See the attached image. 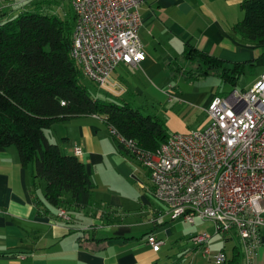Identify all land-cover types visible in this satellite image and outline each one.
<instances>
[{
	"label": "crops",
	"instance_id": "obj_1",
	"mask_svg": "<svg viewBox=\"0 0 264 264\" xmlns=\"http://www.w3.org/2000/svg\"><path fill=\"white\" fill-rule=\"evenodd\" d=\"M51 1L0 0V9L9 10L10 15L32 10L48 12L46 2ZM243 1L145 0L140 9V37L146 58L136 66L121 64V71L117 73L116 68L110 76L111 88L104 90L136 104L137 98L156 102L163 95L179 106L171 114L174 130H187L181 119L186 110L207 112L216 95L239 88L237 84L245 76L251 87L264 72V45L250 44L232 31L243 17ZM192 48L215 56L225 67L239 66L242 73L236 84L226 83L214 71L202 75L204 66L186 55ZM208 77H218L217 83ZM219 80L232 88L218 86ZM182 82L198 86L199 90L180 89ZM57 127L56 137L47 134L48 139L86 164L101 196H93L92 206L86 210L67 211L69 219L40 214L35 195H43L45 182L34 193L33 168L22 165L18 148L11 145L0 151V261L166 264V258L177 249L180 252L176 255L187 252L186 259L181 260L185 264L214 261L191 239L202 233L196 229L197 221L202 220L192 224L172 216L168 206L156 198L149 170L120 150L101 116L81 115L62 120ZM77 147L81 148L80 154L76 153ZM214 232L217 233L215 224ZM260 234L262 243L253 264H264V225ZM224 235L225 241L234 242L232 248L219 242L216 247L210 245L211 252L225 250L230 257L236 244L240 245L239 238L235 233ZM150 236L163 240L159 249L149 244ZM242 252L246 263L243 249Z\"/></svg>",
	"mask_w": 264,
	"mask_h": 264
},
{
	"label": "built area",
	"instance_id": "obj_2",
	"mask_svg": "<svg viewBox=\"0 0 264 264\" xmlns=\"http://www.w3.org/2000/svg\"><path fill=\"white\" fill-rule=\"evenodd\" d=\"M68 1L75 14L71 56L88 79L110 89L116 68L136 66L146 58L140 37L145 0ZM207 114L210 123L204 129L172 133L156 151L143 150L109 129L149 170L156 198L173 217L192 224L211 220L217 233H235L252 264L264 225V72L247 89L216 95ZM58 215L69 219L63 207ZM210 237L202 232L191 239L215 264H223L226 253L212 254ZM148 242L156 250L163 244L155 236Z\"/></svg>",
	"mask_w": 264,
	"mask_h": 264
},
{
	"label": "trees",
	"instance_id": "obj_3",
	"mask_svg": "<svg viewBox=\"0 0 264 264\" xmlns=\"http://www.w3.org/2000/svg\"><path fill=\"white\" fill-rule=\"evenodd\" d=\"M241 10L243 17L232 31L250 44L264 45V0H244ZM74 25V13L61 18L39 10L10 15L0 9V151L18 148L22 165L33 168L34 193L45 182L43 195L34 194L40 214L58 215L62 207L70 213L86 210L97 189L86 164L48 139L46 131L56 121L97 114L143 150L156 151L170 136L160 115L115 98L97 84L107 98L91 92L81 65L71 56ZM186 53L204 66L202 75L214 71L235 85L242 73L239 66L225 67L194 48ZM118 145L139 161L136 153ZM223 264H248L241 244L232 256L226 253Z\"/></svg>",
	"mask_w": 264,
	"mask_h": 264
},
{
	"label": "rangeland",
	"instance_id": "obj_4",
	"mask_svg": "<svg viewBox=\"0 0 264 264\" xmlns=\"http://www.w3.org/2000/svg\"><path fill=\"white\" fill-rule=\"evenodd\" d=\"M46 6H47V11L52 14V15H56L59 17H69L71 14L74 13L73 8L70 4V2L68 0L65 1H60V0H52L51 2H46ZM59 9V12H58ZM121 71V67H118L116 72L119 73ZM209 81L211 82H216L217 83V78L218 77H208ZM216 79V80H215ZM86 84L88 86V88L91 90V92L95 95L98 94L102 97L107 98V96L105 95V93H103L100 90H97V85L94 81H91L90 79L86 78ZM186 82V81H184ZM184 84V85H183ZM222 83L219 80L218 82V86H220ZM181 85V86H180ZM179 86L180 89H186V90H199L198 86L195 85H191V84H185V83H181ZM211 85V84H210ZM208 86V85H203V87ZM237 86L239 88H248L249 82L247 81V77H242L240 79V81L238 82ZM222 87L226 90H230L232 87L230 85H223ZM222 88V89H223ZM218 89V88H217ZM108 98H110L108 96ZM137 101L140 106H142V109L146 112V113H152V114H157L160 115L166 122V128H167V132L168 133H173L175 131H178L179 133H185V132H189V131H193V130H200V129H204L209 123H210V119L207 115V112L203 111V110H192L190 109V111L186 110L183 115H181V119L184 118V123L186 124V128L187 130H174V128L172 127L173 125L171 124V120H172V111H175V107L179 106H175L173 105L171 102L168 101V98L165 96H160V98L157 99L156 102L153 101H146V100H140V98H137ZM136 104V103H134ZM136 104V105H139ZM177 112H179L177 110ZM60 121H56L54 123V125L52 126L51 129H49L50 131H46V133L48 134V137L53 138L56 137L57 132H58V127L57 124H59ZM15 146V145H14ZM107 186V185H106ZM101 196V194H97V192L94 193V198ZM74 214V213H73ZM197 226L196 229L199 231H207L208 233L211 234L210 240H209V246L211 244L215 245V247L218 245V243L220 242L221 244H226V248L230 249L233 246V241H225V235L223 233H215L214 232V223L211 220H202V221H197ZM147 235V234H146ZM180 251L177 249V251L173 254H171L170 257L166 258V264H185L184 262H182L181 260H185L187 257V252L182 251L179 255L178 254ZM203 253V252H202ZM212 256V255H211ZM201 264H215L213 259H211L210 261L208 260L207 262H201Z\"/></svg>",
	"mask_w": 264,
	"mask_h": 264
}]
</instances>
